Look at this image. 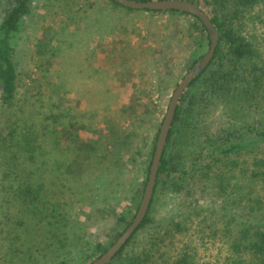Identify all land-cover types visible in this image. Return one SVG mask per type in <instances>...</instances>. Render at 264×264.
<instances>
[{"label": "rangeland", "instance_id": "rangeland-1", "mask_svg": "<svg viewBox=\"0 0 264 264\" xmlns=\"http://www.w3.org/2000/svg\"><path fill=\"white\" fill-rule=\"evenodd\" d=\"M258 9H253L243 29L264 51V21ZM203 38L195 34L190 16L182 14L127 10L110 0H31L16 36L18 83L13 107L17 113L21 107L29 123L44 124L43 119L52 114L63 124L60 131L48 119L46 154L42 153V180L55 182L51 188H58L47 195L42 207L32 205L27 217L17 216L5 226L13 230L11 240L0 243L1 262L89 264L98 255L97 243L101 249L110 246L138 209L170 97L190 63L208 49ZM196 40L205 42L197 45ZM2 114L9 113L0 112V128L9 118ZM65 130L72 134L69 139ZM115 133L125 145L121 165L105 171L100 143L103 138L115 140ZM83 144L96 149L91 168L66 175L61 165L67 162L66 153ZM104 145L109 151V145ZM261 148L253 144L229 153L203 177L205 190L195 188L193 203L175 206L172 196L162 190L153 219L160 223L174 218L189 228L161 248L162 262L188 252V264L222 263L226 235L220 239L221 230L212 237L205 228L211 220L220 228L227 224L234 231L238 228L240 216L248 210L244 195L249 185L253 189L256 161L264 157ZM93 169L98 173L93 174ZM101 181L106 182L103 188ZM107 207L115 208L122 219L101 210ZM39 209L44 212L42 219ZM141 232L138 238L143 241L145 232ZM4 237L6 233L0 240ZM9 242L17 248L14 255L6 253Z\"/></svg>", "mask_w": 264, "mask_h": 264}, {"label": "trees", "instance_id": "trees-1", "mask_svg": "<svg viewBox=\"0 0 264 264\" xmlns=\"http://www.w3.org/2000/svg\"><path fill=\"white\" fill-rule=\"evenodd\" d=\"M110 2L127 10L169 12L190 16L195 34H203V39H206L209 47L206 27L197 16L172 9L166 11L132 9L114 0ZM197 2L215 26L219 36L218 43L205 69L189 83L179 97L158 165L147 212L108 264H167L166 262L188 264V252L176 253L172 259L162 262L161 248L172 244L176 234L187 228L174 218L160 223L153 219L154 207L162 190L172 196L171 201L175 206L178 203H193L196 200L195 188L200 186L202 191L205 190L203 177L208 176L214 166L220 165L229 153L239 148L246 150L253 144L259 148L263 147L260 151L264 150V51L258 48L243 29L255 7H259L258 10L263 15L260 21H264V0H198ZM30 3L31 0H0V112L9 113L2 114V117L9 118L4 121V127L1 125L0 128V237L6 233V238L0 240V243L11 240L10 232L13 227L5 226L12 225L17 216L27 217L31 213L32 205L40 204L42 207V201H47V195L58 188H51L55 182L47 184L42 180L45 176L42 153L46 154L45 142L48 137L46 130L50 128L48 119L51 118L50 123L55 124L56 127L59 125L60 131L63 124L52 114L43 119L44 122L46 121L44 124L38 121L29 123L23 118L21 107L18 113L13 107L18 83L16 36L21 29L23 18L29 13ZM202 40H196V44L203 45L205 41L201 42ZM203 54L198 55L189 67L191 68ZM133 111L136 112L134 109ZM75 125L76 123L73 122L69 126L74 129ZM64 132V136L69 139L72 134L69 131L67 133L66 130ZM114 136L115 140L103 138L100 143V146H103V154L100 158L105 161L102 167L105 171L113 164L117 167L121 165L120 153L125 149V145L117 141L116 133ZM104 143L109 145V151L106 150ZM87 146L83 144L78 150L75 148V151L66 153L64 161L67 162L61 163L66 175L76 176L81 173L82 168H91L93 161H89L96 149ZM128 147L129 145L126 146ZM57 159H53L52 162ZM256 164L258 167L252 173L255 177L253 189L249 185L244 195V206L248 210L240 216L238 228L234 231L228 224L225 227L221 225L220 228L216 220L209 221L205 228L206 235L214 237L221 230L224 234L220 239H224L226 235V239L222 240L227 246L226 255L221 264H264L263 155L258 157ZM219 170L220 167L217 171ZM98 171L99 169H93V174ZM148 172L149 167L147 174ZM34 176L37 179H34ZM118 176L120 175H116V178ZM256 181L259 190H256ZM101 183V188L105 187L106 182L101 181ZM95 186L98 188L99 185L95 184ZM254 190L256 193L251 195ZM55 210L54 207L53 211ZM101 210H106L110 216L118 220L122 219L115 208L107 207ZM39 215L42 219L44 212L40 209ZM54 216L57 214L54 213ZM230 221L226 220L227 223ZM141 231L145 232L143 241L138 238H142ZM7 248V254L9 251L11 255L16 254L17 248H12L10 242ZM95 249L98 251L97 258L107 248L101 249L100 244L97 243ZM1 252L0 246V260ZM12 262L0 261V264ZM56 264L67 263L61 260Z\"/></svg>", "mask_w": 264, "mask_h": 264}, {"label": "water", "instance_id": "water-1", "mask_svg": "<svg viewBox=\"0 0 264 264\" xmlns=\"http://www.w3.org/2000/svg\"><path fill=\"white\" fill-rule=\"evenodd\" d=\"M114 1L124 7H129L132 9H149V10H162V11L172 9L197 16L206 27L209 36V47L207 51L202 55V57L199 60H197L191 68H189L186 71L183 77L179 80L178 84L176 85L170 97L167 110L163 116L157 134V138L154 146V152L149 166V172L144 187L143 195L134 217L132 218L131 222L127 225V227L121 232V234L112 242V244L101 255H99L89 264H108L144 218L152 197L158 165L166 143L172 118L177 103L179 101V97L183 93V91L187 88L189 83L199 73H201L207 66V64L209 63V61L213 56L219 37L218 32L215 26L213 25V23L211 22L207 13L198 6V2H197L198 0H144V1L114 0Z\"/></svg>", "mask_w": 264, "mask_h": 264}]
</instances>
